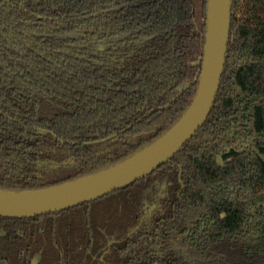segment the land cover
Returning <instances> with one entry per match:
<instances>
[{
  "label": "trees",
  "instance_id": "trees-1",
  "mask_svg": "<svg viewBox=\"0 0 264 264\" xmlns=\"http://www.w3.org/2000/svg\"><path fill=\"white\" fill-rule=\"evenodd\" d=\"M208 0H0V190L107 170L165 135L199 89ZM204 126L98 200L0 217V264H264V0H232ZM113 138L111 155L93 144Z\"/></svg>",
  "mask_w": 264,
  "mask_h": 264
},
{
  "label": "water",
  "instance_id": "water-1",
  "mask_svg": "<svg viewBox=\"0 0 264 264\" xmlns=\"http://www.w3.org/2000/svg\"><path fill=\"white\" fill-rule=\"evenodd\" d=\"M231 19L232 0H208L206 45L198 93L187 112L165 135L131 158L95 175L45 190H0V217H37L92 202L148 177L168 163L211 114L226 65Z\"/></svg>",
  "mask_w": 264,
  "mask_h": 264
},
{
  "label": "rangeland",
  "instance_id": "rangeland-1",
  "mask_svg": "<svg viewBox=\"0 0 264 264\" xmlns=\"http://www.w3.org/2000/svg\"><path fill=\"white\" fill-rule=\"evenodd\" d=\"M92 147L96 149L100 148L103 152H106L111 155H116L122 150L120 144L116 142V140H114L113 138L103 142L95 143Z\"/></svg>",
  "mask_w": 264,
  "mask_h": 264
}]
</instances>
